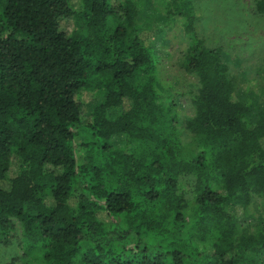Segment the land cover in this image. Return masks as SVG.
I'll return each mask as SVG.
<instances>
[{
  "label": "trees",
  "instance_id": "16d2710c",
  "mask_svg": "<svg viewBox=\"0 0 264 264\" xmlns=\"http://www.w3.org/2000/svg\"><path fill=\"white\" fill-rule=\"evenodd\" d=\"M150 1L0 0V245L22 264H264V92L240 94L196 0H162L199 82L183 145Z\"/></svg>",
  "mask_w": 264,
  "mask_h": 264
},
{
  "label": "rangeland",
  "instance_id": "374dc122",
  "mask_svg": "<svg viewBox=\"0 0 264 264\" xmlns=\"http://www.w3.org/2000/svg\"><path fill=\"white\" fill-rule=\"evenodd\" d=\"M161 2L151 0L145 8L146 14L142 17L144 38L157 53L162 95L176 105L182 143L190 146V136L184 123L195 112L191 98L199 88L198 78L183 67L191 37L183 32L180 19L168 21L163 13L157 14L164 10ZM195 12L198 15V35L211 47L222 48L224 62L238 77L240 94L261 97L264 92V17L255 11L253 1L196 0ZM85 100L88 103L92 97L87 95ZM179 191L186 199L192 200L193 181L181 178ZM261 211V201L255 199L250 212L251 221L257 222L256 225L262 224ZM21 254L16 245H0V264H22L17 259Z\"/></svg>",
  "mask_w": 264,
  "mask_h": 264
}]
</instances>
